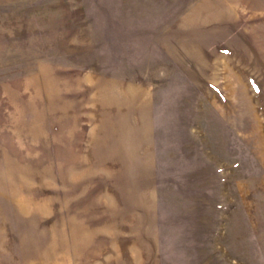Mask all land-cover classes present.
<instances>
[{
    "label": "rangeland",
    "instance_id": "374dc122",
    "mask_svg": "<svg viewBox=\"0 0 264 264\" xmlns=\"http://www.w3.org/2000/svg\"><path fill=\"white\" fill-rule=\"evenodd\" d=\"M80 72L155 91L160 236L135 247L264 264V0H0V264H73L51 87Z\"/></svg>",
    "mask_w": 264,
    "mask_h": 264
},
{
    "label": "crops",
    "instance_id": "0c3cea01",
    "mask_svg": "<svg viewBox=\"0 0 264 264\" xmlns=\"http://www.w3.org/2000/svg\"><path fill=\"white\" fill-rule=\"evenodd\" d=\"M52 78L51 217L65 228L67 255L73 264H161L159 250L135 247L160 236L154 89L113 74Z\"/></svg>",
    "mask_w": 264,
    "mask_h": 264
}]
</instances>
